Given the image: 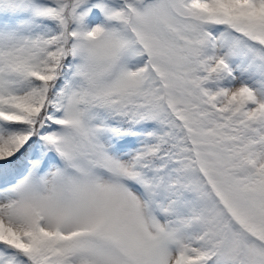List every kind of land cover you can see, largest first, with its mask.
<instances>
[{"label":"snow or ice","instance_id":"snow-or-ice-1","mask_svg":"<svg viewBox=\"0 0 264 264\" xmlns=\"http://www.w3.org/2000/svg\"><path fill=\"white\" fill-rule=\"evenodd\" d=\"M0 264H264V0H0Z\"/></svg>","mask_w":264,"mask_h":264}]
</instances>
